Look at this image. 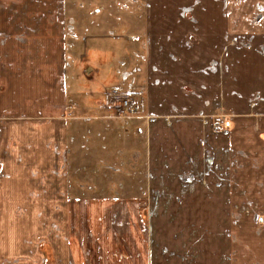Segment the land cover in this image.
<instances>
[{
	"label": "crops",
	"instance_id": "0c3cea01",
	"mask_svg": "<svg viewBox=\"0 0 264 264\" xmlns=\"http://www.w3.org/2000/svg\"><path fill=\"white\" fill-rule=\"evenodd\" d=\"M155 1L122 69L120 22L0 0V264H264V0Z\"/></svg>",
	"mask_w": 264,
	"mask_h": 264
},
{
	"label": "rangeland",
	"instance_id": "374dc122",
	"mask_svg": "<svg viewBox=\"0 0 264 264\" xmlns=\"http://www.w3.org/2000/svg\"><path fill=\"white\" fill-rule=\"evenodd\" d=\"M71 1L73 2L75 11H83L85 15L91 13L92 10L98 11L96 12L95 16L90 15L91 16L90 17L87 15V17H85L87 19H91L94 21H106V22L115 20L116 26L118 22H120L121 23L120 30L119 32H116L117 34H119L120 38L117 37L112 42V44H115L114 48L116 49V52L118 51L123 56L122 63H121L122 69L127 68V66L129 67L130 58L134 60L138 59V65H139L140 59L137 58L139 57L137 52L138 50L144 51L145 48H144L143 41L137 40L139 37L138 36L139 32H140L139 31L140 28L138 27V24L146 20L147 0H71ZM182 1H184V3H187L186 6L184 7L185 9H183V14L188 15V17L189 16L191 17V15H193V12L189 11V9L192 10V7H188L189 5L196 3V2H200V1L210 3L209 0H182ZM155 3L162 4L163 2H161V0H158V1L156 0ZM135 24H137V28L135 27ZM112 44L109 43L108 45L107 43L108 51L112 50V46H113ZM134 46L136 47L138 46V48L136 49ZM136 66H137V63H136ZM108 79H111V78H108ZM114 95H115L116 101H114L113 104H111V106L113 107L118 106V108L123 112L122 115L124 116L136 114L137 105H136V101H134L133 98H131L130 96L124 95V94L117 93V92H114ZM126 97L131 99L133 102H135L136 109L134 112H129L121 104V102H119V100L121 101V98H126ZM92 124L98 129L96 122H93ZM107 127H110V126L107 125ZM80 130H82L80 126L74 127V131H75L74 133H78L79 131V135H80V132H81ZM73 141L75 142H73V146L71 145L70 147V151L73 152L72 162L76 164H80L82 161V153H81L82 147L81 146L83 143L81 140H77V139H74ZM79 173L82 174V172H79ZM111 173L112 172H109L108 175ZM108 175L106 176V178H108ZM98 189L106 190V191L108 190L106 187L104 188L99 187ZM109 189L113 190L111 193H114L115 188H109ZM118 189L119 188H116L115 190H118ZM121 189H124V187ZM77 190L79 191L80 188L75 186V192ZM261 226L263 225L261 224ZM43 254H44L43 263L50 264L48 258H46V261H44L47 252H43Z\"/></svg>",
	"mask_w": 264,
	"mask_h": 264
},
{
	"label": "built area",
	"instance_id": "2783aa9c",
	"mask_svg": "<svg viewBox=\"0 0 264 264\" xmlns=\"http://www.w3.org/2000/svg\"><path fill=\"white\" fill-rule=\"evenodd\" d=\"M116 101V100H115ZM119 102H121V104L129 111V112H134L136 109L135 106V102H133L131 99L129 98H121V101L119 100Z\"/></svg>",
	"mask_w": 264,
	"mask_h": 264
}]
</instances>
